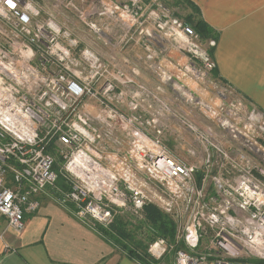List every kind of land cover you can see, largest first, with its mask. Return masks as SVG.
I'll return each instance as SVG.
<instances>
[{"label":"built area","instance_id":"obj_1","mask_svg":"<svg viewBox=\"0 0 264 264\" xmlns=\"http://www.w3.org/2000/svg\"><path fill=\"white\" fill-rule=\"evenodd\" d=\"M169 45L184 54L172 69ZM129 46L140 49L133 62L211 118L188 125L198 144L185 156L161 139L166 100L136 67L117 66L113 50ZM214 68L163 0H0V216L21 230L47 189L93 226L151 203L175 223L172 240L148 243L153 264H264V113Z\"/></svg>","mask_w":264,"mask_h":264},{"label":"crops","instance_id":"obj_2","mask_svg":"<svg viewBox=\"0 0 264 264\" xmlns=\"http://www.w3.org/2000/svg\"><path fill=\"white\" fill-rule=\"evenodd\" d=\"M187 1L210 29L201 41L215 63L212 78L264 113V0ZM52 195L38 197L21 230L0 216V264H140Z\"/></svg>","mask_w":264,"mask_h":264},{"label":"rangeland","instance_id":"obj_3","mask_svg":"<svg viewBox=\"0 0 264 264\" xmlns=\"http://www.w3.org/2000/svg\"><path fill=\"white\" fill-rule=\"evenodd\" d=\"M167 6L169 9L173 10L174 14L176 13L175 16L179 17L182 21L187 23L186 20L183 18V15L186 14L187 10L185 11L183 9H176L171 5ZM77 34L79 35L80 40L83 41L85 44L89 45L93 50L105 56L109 55L110 50L104 47L101 42L96 41L95 43L94 37L86 34L83 31H79ZM139 50L140 49L138 47L131 46L125 47L123 49H114L113 51L115 52L112 56L115 60H122L121 63L118 61L119 63L117 64V66H120L124 69H127L128 66L136 67L141 75L139 79L145 82L152 91L157 92L159 96L163 97L166 100L169 108L166 112V116L162 119L164 123V128L160 135L161 139L172 154L176 156H185L186 149L192 144L197 143L195 140L196 134L193 130L189 129L188 125L204 128L208 124H210L211 118L207 116V113L205 111H200L197 107L195 108L190 101L176 96V93L173 92V88L175 87V85L172 81H162L161 79L154 77L153 72L147 70L145 68L146 65L144 63L139 64L133 62L134 58L136 57V52ZM168 50L169 54L165 55L164 58L167 60L166 64L168 68L172 69V65L176 64L177 60H179L180 63L183 62V59L181 58L184 54L181 51L173 49L171 45L168 46ZM123 57L129 59V63H126ZM186 82L187 81L185 80V83ZM65 184L66 186H58L62 189H67L68 185L66 182ZM51 192L53 194L52 196L54 197V199H56L57 191L51 190ZM128 212L125 213L129 215ZM136 216L140 217L141 215ZM93 224L94 227L106 228L99 223Z\"/></svg>","mask_w":264,"mask_h":264},{"label":"trees","instance_id":"obj_4","mask_svg":"<svg viewBox=\"0 0 264 264\" xmlns=\"http://www.w3.org/2000/svg\"><path fill=\"white\" fill-rule=\"evenodd\" d=\"M163 2L176 9L188 10L183 15L186 22L202 41L210 37V29L198 18V10L190 2L187 0H163ZM57 160H59L58 157ZM56 182L58 185L66 186L61 174L58 175ZM125 212L128 211L117 213L108 227H95V229L112 245L117 246L127 257L136 260L140 264H153L154 261L146 253L148 243L156 237L172 240L175 232L174 220L151 203L143 206L140 217L130 212L127 215ZM164 264H172L171 258L167 257Z\"/></svg>","mask_w":264,"mask_h":264},{"label":"snow or ice","instance_id":"obj_5","mask_svg":"<svg viewBox=\"0 0 264 264\" xmlns=\"http://www.w3.org/2000/svg\"><path fill=\"white\" fill-rule=\"evenodd\" d=\"M9 2H11V0H9Z\"/></svg>","mask_w":264,"mask_h":264}]
</instances>
